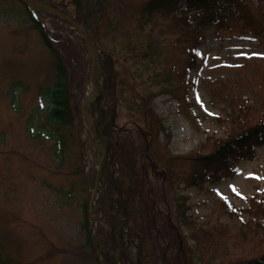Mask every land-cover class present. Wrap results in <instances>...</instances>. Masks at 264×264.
Listing matches in <instances>:
<instances>
[{
    "label": "rangeland",
    "instance_id": "rangeland-1",
    "mask_svg": "<svg viewBox=\"0 0 264 264\" xmlns=\"http://www.w3.org/2000/svg\"><path fill=\"white\" fill-rule=\"evenodd\" d=\"M250 1L253 10L264 12V0ZM179 10L181 21H185V5ZM50 20L53 18L44 19L46 23ZM78 35V32L64 34L65 42L60 46L66 52L70 75L78 68ZM101 42L110 46L109 40L102 39ZM194 46L196 59L193 68L185 74L188 81L185 88L177 85L180 91L177 90L176 97L166 92L152 101L164 129L158 133V143L172 155L206 154L227 140L231 135L229 126L221 121L228 103L235 98L255 107L252 120L248 119L246 125L253 124L264 114L261 110L264 101V32L262 37H257L254 30L241 26H226L217 31L206 25ZM50 61L49 52L27 22L21 5L17 1H0V253H7L14 264H98L95 246L86 241L88 224L86 229L82 206L90 197L91 179L95 178L100 150L87 143L90 129L86 120H82L81 108L75 111L80 113L81 126L74 130L62 161L53 156L52 140L29 133V114H34L37 107L42 114L43 105L47 106L45 97L38 99V90L52 79ZM86 61L92 68L90 53L86 55ZM117 68L124 72L120 66ZM252 75L257 80L262 79L255 81ZM77 76L75 72L73 79L77 80ZM13 82L21 83L24 89L18 91L19 87H15L17 91L12 101L8 90ZM71 83L74 88L76 83ZM182 99L186 102L181 110L179 102ZM72 102L76 107L73 92ZM116 121L139 146L135 127L128 122L120 105ZM99 132L95 127L93 138L97 143L100 142ZM137 161V165H142L139 153ZM227 162V167L213 177H207L203 186L186 185L181 177L172 178L171 182L176 181L171 184L164 201L171 214L167 217L172 216L167 222L173 225L177 216L174 229L188 238L178 234L181 242L167 246L166 252H171L168 254L171 258L178 259L177 246L181 244L186 252H190L185 240L195 248L198 246L197 240L189 236L193 231H187L179 222L180 219L186 223L181 217L180 205L182 209L186 207V215L196 226L219 235L209 241V250L203 252V258L197 264H246L247 259L264 255V145L253 147L244 157L232 155ZM109 165L105 161L101 167L103 172L93 212L95 229L103 225L101 212L96 213V210L104 192L101 182L106 167L111 170ZM75 167L81 168L82 172H74ZM148 172L154 182L149 169ZM72 184V199L68 201L61 192L62 189L71 191ZM248 211L251 215H260L258 223L262 228L257 224L255 235L244 228L250 220ZM129 233L128 225L122 224L118 236L121 234L122 245L134 255L140 241ZM104 247L102 262H105ZM183 259L187 262L188 257Z\"/></svg>",
    "mask_w": 264,
    "mask_h": 264
},
{
    "label": "trees",
    "instance_id": "trees-1",
    "mask_svg": "<svg viewBox=\"0 0 264 264\" xmlns=\"http://www.w3.org/2000/svg\"><path fill=\"white\" fill-rule=\"evenodd\" d=\"M7 1H17L21 5L27 22L49 52L52 79L41 88V93L47 98L48 108L44 110L40 120L36 115L30 116L28 126L33 135L52 140L53 156L62 161L74 137V130L81 126L78 117L80 113L76 114L75 111L77 108L80 111L85 83L89 77L84 39L81 35L76 36L79 43V63L77 71H74L77 72L78 79L74 80V73L70 75L68 70L66 52L61 50L60 46L65 42L64 34H76V31L69 29L65 23H59L60 20L55 15L40 10L34 14L22 0ZM36 1L52 3L73 22L82 25L101 49V66L97 77L100 90L90 104L89 111L95 115L97 127L104 125L103 131L109 139L113 165L118 173L116 181L104 179L103 188L107 198L102 197L97 208L98 212H101L100 221L103 224L96 229V234L105 246L103 264L199 263L203 252L209 250V241L219 235L212 230L205 231L199 225L196 226L186 215V207L182 209L180 205L179 211L186 223L180 219L179 222L185 225L187 231H193L189 236L197 240L198 246L195 248V245L185 240L190 252H186L181 244L177 246V260L168 255L171 252H166L167 246L172 242H181L178 234L181 238L186 236L174 229L177 227V216L172 222L173 225L167 222V219L172 220V216L167 217L171 214L168 213L164 201L171 184L176 181L171 180L181 177L180 180L186 185L203 186L207 177L211 178L227 167L230 156L244 157L253 147L264 145V114L253 124L246 125L248 119L252 120L255 107L235 98L228 103L225 118L221 121L229 126V138L209 153L178 156L163 150L158 143V133L164 132V129L153 109L152 101L166 92L176 97L177 90L180 91L177 85L185 88V71L193 67L195 62L194 41L202 35L206 25L217 30L226 26H241L249 31L254 30L257 37H262L264 12L253 10L250 0ZM182 4L186 5L183 12L185 21H181L183 18L179 16ZM49 17L53 20L48 22V26L44 19ZM62 30L63 34L60 33ZM102 39L109 40L110 46L104 45ZM117 66L123 68L124 72L121 73ZM253 79L260 81L262 78L257 80L254 76ZM71 81L76 83L74 88ZM21 85L17 82L11 84L9 94L12 100L15 95L14 88ZM72 92L77 101L76 107L72 102ZM185 102L184 99L180 100L181 110ZM262 102L261 110L264 112V101ZM260 104L262 105L261 102ZM119 105L125 110L128 122L135 127L140 139L139 146L135 145L132 136L120 128L116 121ZM138 153L143 160L140 166L137 165ZM80 169L75 167L74 172H79ZM91 182L93 185L94 177ZM73 189V184L71 191L62 189V196L70 199ZM82 207L87 229V203ZM247 213L250 220L244 228L249 234L255 235V226L258 224L259 228H262L258 223L260 215H251L249 211ZM118 221L126 223L130 234L140 240L139 250L134 255L124 244L119 249L115 235ZM119 236L121 238V234ZM86 241L92 245L89 237ZM183 257H188L187 262ZM0 264L14 262L7 253H0ZM246 264H264V255L247 259Z\"/></svg>",
    "mask_w": 264,
    "mask_h": 264
},
{
    "label": "water",
    "instance_id": "water-1",
    "mask_svg": "<svg viewBox=\"0 0 264 264\" xmlns=\"http://www.w3.org/2000/svg\"><path fill=\"white\" fill-rule=\"evenodd\" d=\"M32 2H33V1H32ZM33 4L36 5V6L39 7V8H44V9H46V8H51V7H49L48 5H46L45 3L33 2ZM54 11H55V13H56L60 18L65 19V20L71 22V20H70L69 18H67L66 16H64L60 11H58V10H54ZM72 24H73V23H72ZM73 25H74L79 31H81V33L83 34L84 39H85V43H86L88 49L91 50V53H92V60H93V61H95V59L98 60V57H97V54H98V52H97V48H96L95 44L92 42V40L90 39V37L88 36L86 30H85L82 26H80V25H78V24H73ZM98 65H99V62H98ZM90 80L93 82V85H94V87H95V89H96L97 87H96V85H95V82H94V80H93V77H91ZM90 144H93V142L90 141ZM103 149H104V152H105V147H104V146H103ZM102 162H103V157H102V159H101L100 162H99V167H98V173H97V177H96L95 188H94V190H93V192H92V194H91V201H90V204H89V209L91 208V204H92V201H93V199H94V195H95V190H96V188H97V186H98V179H99V175H100V171H101V165H102ZM89 230H90V236L94 238V234L92 233V220L90 221ZM100 253H101V248H99V249L97 250V258H98L99 261H100Z\"/></svg>",
    "mask_w": 264,
    "mask_h": 264
},
{
    "label": "bare ground",
    "instance_id": "bare-ground-1",
    "mask_svg": "<svg viewBox=\"0 0 264 264\" xmlns=\"http://www.w3.org/2000/svg\"><path fill=\"white\" fill-rule=\"evenodd\" d=\"M96 69H97V67H96V63H95L94 70H93V75L94 76H95ZM92 90H93V84H92V82H90V84L88 86V94H90ZM91 137L92 138L94 137L93 132H91Z\"/></svg>",
    "mask_w": 264,
    "mask_h": 264
},
{
    "label": "snow or ice",
    "instance_id": "snow-or-ice-1",
    "mask_svg": "<svg viewBox=\"0 0 264 264\" xmlns=\"http://www.w3.org/2000/svg\"><path fill=\"white\" fill-rule=\"evenodd\" d=\"M234 191H235V189H234Z\"/></svg>",
    "mask_w": 264,
    "mask_h": 264
}]
</instances>
